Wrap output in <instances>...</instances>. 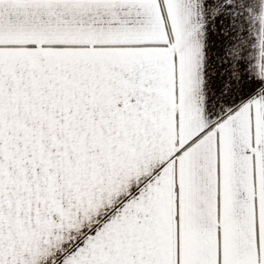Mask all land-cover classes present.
Returning a JSON list of instances; mask_svg holds the SVG:
<instances>
[{"label":"snow or ice","instance_id":"snow-or-ice-1","mask_svg":"<svg viewBox=\"0 0 264 264\" xmlns=\"http://www.w3.org/2000/svg\"><path fill=\"white\" fill-rule=\"evenodd\" d=\"M0 264H264V0H0Z\"/></svg>","mask_w":264,"mask_h":264}]
</instances>
